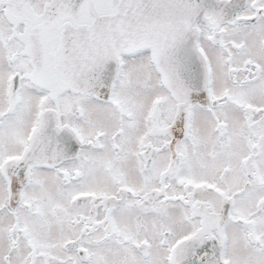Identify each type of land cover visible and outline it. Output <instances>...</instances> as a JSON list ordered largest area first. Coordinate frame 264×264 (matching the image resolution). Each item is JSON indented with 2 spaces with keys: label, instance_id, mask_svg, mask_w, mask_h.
Returning a JSON list of instances; mask_svg holds the SVG:
<instances>
[{
  "label": "snow or ice",
  "instance_id": "obj_1",
  "mask_svg": "<svg viewBox=\"0 0 264 264\" xmlns=\"http://www.w3.org/2000/svg\"><path fill=\"white\" fill-rule=\"evenodd\" d=\"M0 264H264V0H0Z\"/></svg>",
  "mask_w": 264,
  "mask_h": 264
}]
</instances>
